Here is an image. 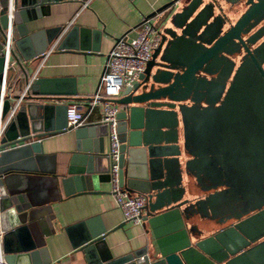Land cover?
<instances>
[{
  "label": "water",
  "instance_id": "95a60500",
  "mask_svg": "<svg viewBox=\"0 0 264 264\" xmlns=\"http://www.w3.org/2000/svg\"><path fill=\"white\" fill-rule=\"evenodd\" d=\"M63 1L84 0H0V264H51L25 183L39 174V138L67 129V102L78 98L72 88L30 77L26 63L62 29L28 33L26 23ZM160 9L167 15L142 72L116 97L98 99L120 108L119 184L146 197L145 244L113 259L103 248L105 230L95 228L72 248L86 264H135L139 256L143 264H264V0H168ZM100 34L86 31L79 47L63 39L54 47L96 52ZM231 129L244 137L255 130L260 180L248 144L229 146ZM73 131L75 151L60 183L71 187L66 195L101 193L99 184L108 182L106 127L96 122ZM212 151L217 156L208 158Z\"/></svg>",
  "mask_w": 264,
  "mask_h": 264
},
{
  "label": "crops",
  "instance_id": "0c3cea01",
  "mask_svg": "<svg viewBox=\"0 0 264 264\" xmlns=\"http://www.w3.org/2000/svg\"><path fill=\"white\" fill-rule=\"evenodd\" d=\"M167 1L84 0L52 4L45 15L26 23L27 32L53 27L62 30L42 56L26 63V70L31 78L49 79L58 90L74 89L78 99L67 104L75 103L79 107L84 124L96 123L101 116V105H90L87 99L95 93L100 98H108L118 84L109 77L102 80L105 55L114 39L137 25L143 17L151 16L155 25L161 27L167 11L160 8ZM241 11L236 10L230 17ZM93 29L101 31L96 52L54 47V43L62 39L68 47L85 45L86 31ZM73 130L67 127L60 133L39 138V174L28 177L29 181L25 183L35 211L34 227L39 230L45 257L51 264H86L83 253L72 248V243L81 234L95 228L105 230L103 248L113 259L138 251L145 244L144 228L141 224L123 221L109 192L108 182L99 184L101 193L65 194L71 187L65 191L60 179L65 174L71 153L75 151ZM178 134L181 142L180 128ZM104 151H107L106 135ZM52 172L57 178L51 175ZM121 223L122 227L117 228Z\"/></svg>",
  "mask_w": 264,
  "mask_h": 264
},
{
  "label": "built area",
  "instance_id": "2783aa9c",
  "mask_svg": "<svg viewBox=\"0 0 264 264\" xmlns=\"http://www.w3.org/2000/svg\"><path fill=\"white\" fill-rule=\"evenodd\" d=\"M169 1H172L174 5L181 2V0ZM159 30L160 27L155 25L151 16L143 17L137 25L114 39L111 48L105 55L102 80L109 77L117 80L118 84L108 98L116 97L121 89L131 85L137 79L159 41ZM10 45L11 42L7 38L3 47V51L7 54ZM98 99H100V95L95 93L90 105L99 103ZM99 104L101 105V116L97 123L104 124L106 127L109 192L123 221L139 225L146 197L143 194L131 195L119 184L120 142L116 116L120 108L110 102ZM13 112L14 107L9 109L6 120L12 116ZM81 125H84V115L75 103H68L66 106V127L74 129ZM135 262L141 263L142 256L137 257Z\"/></svg>",
  "mask_w": 264,
  "mask_h": 264
},
{
  "label": "flooded vegetation",
  "instance_id": "af4514ba",
  "mask_svg": "<svg viewBox=\"0 0 264 264\" xmlns=\"http://www.w3.org/2000/svg\"><path fill=\"white\" fill-rule=\"evenodd\" d=\"M232 130V131H231ZM230 131H231V133L229 134V136L230 137H232L231 138V140L228 142L230 145L229 146H231V148H232V146H234V145H236V144H239L241 147H245V145L246 144H248V146H249V148L248 147H246V149H244L245 151H247V150H249V159L251 160V159H253V160H256V162H257V164H258V167L260 166V164H261V172H260V168H258V175H256L257 176V178H259V175L261 176V173H262V160H260L261 159V148H260V146H259V143H257V141H255V143H257L256 145H255V143H254V138H251V137H253L254 136V132H255V130H253V133H252V135L251 134H249V132H248V130H247V132L246 133H244L245 134V136L247 137V139L246 140H244L246 137H244V135H243V133H241L240 134V136H239V134H235L234 132H235V130L236 129H231ZM211 136V134H208L207 133V138H209ZM228 136V137H229ZM249 137V138H248ZM252 140V143L254 144V146H251V143L249 142V140ZM228 148H229V146L228 145H226ZM251 147L253 148V149H251ZM254 152V154H252ZM223 154H225L226 153V151H223L222 152ZM214 155V156H217V154L216 153H214L213 151H212V153H210V152H208V158H210V156L211 155ZM222 154V157L220 158V161H222V163L223 164H226L225 165V168L226 169H231V165H234V163L231 161L232 159H229V157H225L224 155ZM214 159V158H213ZM252 161V160H251ZM255 162V163H256ZM250 168L251 169H253V168H255V166H252V163L250 164ZM250 173H252V171H250ZM259 180H260V178H259Z\"/></svg>",
  "mask_w": 264,
  "mask_h": 264
}]
</instances>
